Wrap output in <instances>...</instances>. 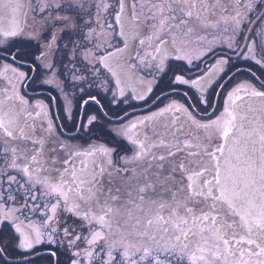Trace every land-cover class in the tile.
Segmentation results:
<instances>
[{"label":"snow or ice","instance_id":"snow-or-ice-1","mask_svg":"<svg viewBox=\"0 0 264 264\" xmlns=\"http://www.w3.org/2000/svg\"><path fill=\"white\" fill-rule=\"evenodd\" d=\"M0 264H264V0H0Z\"/></svg>","mask_w":264,"mask_h":264}]
</instances>
